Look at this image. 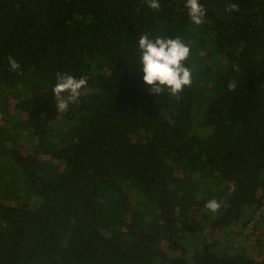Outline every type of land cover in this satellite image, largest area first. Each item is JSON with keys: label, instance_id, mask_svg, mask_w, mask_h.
<instances>
[{"label": "trees", "instance_id": "obj_1", "mask_svg": "<svg viewBox=\"0 0 264 264\" xmlns=\"http://www.w3.org/2000/svg\"><path fill=\"white\" fill-rule=\"evenodd\" d=\"M160 3L0 0V264H264V0ZM143 34L190 87L150 92ZM58 73L87 83L62 113Z\"/></svg>", "mask_w": 264, "mask_h": 264}, {"label": "clouds", "instance_id": "obj_2", "mask_svg": "<svg viewBox=\"0 0 264 264\" xmlns=\"http://www.w3.org/2000/svg\"><path fill=\"white\" fill-rule=\"evenodd\" d=\"M145 2L152 10L161 9L160 0H145ZM185 7L188 9V17L192 25L200 26L205 23L207 9L200 0H185ZM225 11L229 14L239 12L240 6L238 3H229ZM138 48L140 50L138 62L142 65L143 81L150 86L152 94L159 95L166 91L168 95L175 96L181 93L185 86L192 85V71L186 65L190 56V47L182 38H150L149 35L143 34L138 40ZM9 67L16 71L21 66L17 60L9 57ZM56 79L53 94L58 112L62 113L80 97L81 90L87 86V83L83 78L76 79L64 73H58ZM235 88L236 83L230 81L229 91ZM205 207L212 213H217L221 204L212 199L205 204Z\"/></svg>", "mask_w": 264, "mask_h": 264}, {"label": "rangeland", "instance_id": "obj_3", "mask_svg": "<svg viewBox=\"0 0 264 264\" xmlns=\"http://www.w3.org/2000/svg\"><path fill=\"white\" fill-rule=\"evenodd\" d=\"M258 235V234H257ZM258 237V236H257ZM256 238V236L254 237V239ZM259 238H261L260 236H259ZM239 239L240 238H238V236H235L234 238H233V240H236L237 242H239ZM264 241V240H263ZM230 245V243H228V244H226V246H229ZM263 250V252H264V249H262Z\"/></svg>", "mask_w": 264, "mask_h": 264}]
</instances>
